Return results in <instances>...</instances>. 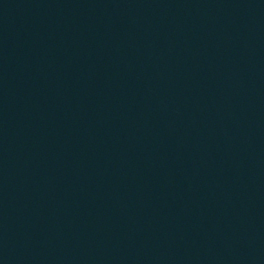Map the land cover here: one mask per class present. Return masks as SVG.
I'll use <instances>...</instances> for the list:
<instances>
[{
	"label": "water",
	"instance_id": "1",
	"mask_svg": "<svg viewBox=\"0 0 264 264\" xmlns=\"http://www.w3.org/2000/svg\"><path fill=\"white\" fill-rule=\"evenodd\" d=\"M0 264H264V0H0Z\"/></svg>",
	"mask_w": 264,
	"mask_h": 264
}]
</instances>
